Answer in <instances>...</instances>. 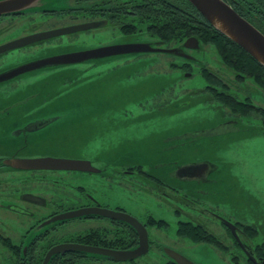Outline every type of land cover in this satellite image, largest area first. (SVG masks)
<instances>
[{"label": "rangeland", "instance_id": "1", "mask_svg": "<svg viewBox=\"0 0 264 264\" xmlns=\"http://www.w3.org/2000/svg\"><path fill=\"white\" fill-rule=\"evenodd\" d=\"M38 1L40 4L36 8L39 9L47 6L64 10L78 6L76 0ZM81 5L89 6L90 4ZM27 11V16L16 19V21L22 20L27 24H15L7 30L11 32L4 33L1 39L6 36L10 38L21 36L28 30L26 26L30 22L57 21L59 24L72 22L66 16L67 14L63 17L40 16V14L32 16L36 12L32 9ZM69 15L71 16L72 12ZM82 19L91 20L92 17L88 14ZM73 37L64 36L62 45L57 44L59 41L57 39L42 43L37 47H27L21 52L14 51L0 61V67L3 68L7 62L13 61L12 54L43 53L49 51L46 49L47 45H53L50 51L62 53L137 40V37L127 38L121 33V29L112 25H104L90 32H79ZM138 39L140 41L155 40L149 35H142ZM188 52L195 57V60H188L183 56L157 54L152 58V55L149 56L147 62L137 63L127 69L116 71L109 68H107L109 70H104L105 65L86 71L87 66H84L86 63H83L78 68L85 72L72 78L75 79L74 85L77 90L59 89V93L51 94L46 92L45 99H48V94L52 96L47 101H44L43 97L35 101L37 97L22 95L17 100L25 103L17 104L20 107H14L15 104L6 106V109L11 108L7 115L12 116L22 128L30 131V125L37 115L31 119L26 114L27 109L40 103L46 106L47 103L55 101V106L67 115L60 119L59 124L55 122L38 130L34 137L41 144L40 134L51 130L49 138L51 145L47 147L38 145L32 154L35 156L32 157H60V151H65L62 148L73 145L67 142L72 137V140L77 143L76 148L80 147V142L82 146L85 145L86 154L96 165L108 167L114 176H125V179H103L105 182L99 184L96 189L99 197L112 204L123 205L138 217L144 218L147 213H151L156 218L167 220L170 228L165 227L164 230L159 231L154 229L153 233L172 247L178 246L180 250L185 251H181L182 253L193 260L204 264H228L220 259L221 254L210 245L193 244L180 239L176 233L178 221L185 219V216L178 217L172 209L168 208L170 212L158 206V202L151 196L154 194L141 193L137 188L135 192L131 191L129 184L125 182H129L130 179L121 172V169L125 167L144 166L145 169H152L156 177L166 179L159 174L157 168L167 164L183 168L197 163H208L213 169L211 174L213 180L210 179L209 183L196 186L198 190L192 188L187 182L179 187L184 190L185 188L192 189L189 194L203 198L212 207L222 204L221 208L228 211L230 207L224 203L232 204L236 209L235 212L242 213L244 221L263 230L262 233L259 232L257 239L259 242L264 241V90L260 84L252 80V77L244 79L243 85L241 83L239 86L236 85L234 83L235 71L222 60L216 46L207 44L203 48L189 49ZM147 57L144 56V58ZM116 59L118 58L113 59L111 63H114ZM184 61L190 62L191 71H187L182 66L172 67V64H183ZM204 66L221 74L228 87L215 78V85H218L219 92H230L238 97L242 103L246 104L245 114L235 112L233 115L226 107L217 103L210 93H207L206 86L209 82L205 79V74L202 75ZM50 69H41L35 75H43ZM98 76L100 80L96 79ZM90 78H93L91 80L93 90L88 89ZM46 83L43 82L36 86V89L46 86ZM8 92H2L0 98L7 96ZM156 92L160 94L154 96ZM72 102H82L85 107L72 105ZM89 106L94 108L88 115L92 120L91 125L90 127L82 126L87 115L85 109ZM109 106L113 110L107 113L110 109L105 108ZM69 109L72 110L70 113ZM52 112H57V110L48 113ZM223 114L239 118L240 123L237 126L243 128L240 134H237L238 130L233 126H224L229 124V121L224 120ZM44 116L41 114V117ZM11 133L13 134L14 130ZM73 133H78L82 137L85 135V138H79ZM18 137L15 136V138ZM62 174L52 175L58 180ZM22 177L24 179L26 175L0 174V181L19 182ZM88 177L89 175H80L77 178L84 183ZM99 179L95 181L99 183ZM136 181L140 183L142 180L136 179ZM262 218L263 220L260 221Z\"/></svg>", "mask_w": 264, "mask_h": 264}, {"label": "flooded vegetation", "instance_id": "2", "mask_svg": "<svg viewBox=\"0 0 264 264\" xmlns=\"http://www.w3.org/2000/svg\"><path fill=\"white\" fill-rule=\"evenodd\" d=\"M76 1L78 5L76 7L57 10L47 6H43L40 9L36 8L39 7L40 3L38 0H35L33 5L25 9V11L0 15V46L38 33L73 27L89 22L107 21V25H109L111 17H117L122 7L119 4H106L104 0L90 3L79 0ZM224 1L251 24L257 26V20L254 17L250 19L247 18L246 16L250 17V15H246L243 12V6L237 1ZM84 3L90 5H81ZM30 9L36 12L32 14V16L40 14V16L63 17L67 14L66 16H68L72 22L61 24L57 21H52L50 23L30 22V24L26 26L28 30L21 36L15 38L6 36L4 39H1L4 33L11 32L7 30L15 24L24 23V21H16V19L27 16V10ZM71 12L72 15L70 16L69 14ZM108 13H110V16L107 15ZM88 14L92 19L83 20L82 17ZM92 30H88V32ZM78 33L79 32L69 35L73 37V35ZM142 35L148 34L142 32L139 36H125H127V38L137 37L135 42L152 43L154 48H182L179 47V45L168 47L164 45V41L160 39L152 40L153 42L147 40L140 41L138 38L142 37ZM63 37L64 36H59L38 41L31 45L0 54V61L14 51L21 52L26 50L27 47H37L42 43H48L57 39L59 40L57 44L62 45L61 42ZM135 42H122L121 44ZM70 43L71 42H69V44ZM52 46L47 45L46 49L49 51L39 54H12L11 57H14L13 61L7 62L3 68L0 67V75L6 71H10L38 59L54 57L66 53L50 51ZM157 54L178 56L166 52L123 53L121 55L80 63L51 64L39 69L29 70L6 81L0 82V95L2 92L9 91L7 96L0 98V174L16 176L17 173H20L24 174V176L26 175V177L24 179L22 177V180L19 182L0 181V264H44L48 254L53 252L56 247L68 244L82 246L85 250H60L53 254L50 259L48 257L47 264H180L178 260L172 258V255L169 254L173 251L182 255L193 264H204L182 253L185 251L180 250L178 246L175 248L161 241L159 236L153 233L154 229L159 231L164 230L165 227L170 228V223L167 220L156 218L151 213H147L144 218L138 217L123 205H115L104 201L102 197L96 194L97 186L105 182L103 179H125V176H114L111 174L108 167L96 165L94 161L89 158V155L86 154L85 145H81L80 139H78L80 142L79 148H76L77 143L75 140H72V137L71 140H67V142H71L73 145L62 148L65 151H60V157L90 160L93 166L100 170L99 172L51 168L21 169L14 168L5 163L7 159L11 158H38L32 157L35 156L32 155L35 148L41 144L36 141L37 138L34 137V135L38 133V130L48 125L54 124L55 122L59 124V122H61L60 119L67 115L55 106V101L47 103L46 106L40 103L33 108H28L26 111V114L31 119L34 115H37L34 122L30 125V131H27L25 128H22L12 116L7 115L11 108L6 109V106L15 104L14 107H20L17 104L23 105L25 103L17 100V98L22 95H28L37 97L35 101L41 100L42 97L44 101H47L51 99L52 96L48 94V99H45L44 94L46 92L51 94L59 93V89H69V91L77 90L74 85L75 79L72 78L77 74L85 72L78 68L79 65L83 63H86V65H84L87 66L86 71L103 65H105L103 68H106L104 70L111 69L116 71L127 69L129 66L136 65L137 63L147 62L149 56L152 55V58ZM144 56L148 57L144 58ZM115 58L118 59L114 60V63H111ZM188 63L189 61H184L183 64L177 63L175 66L180 68V66L183 67ZM45 68L51 69L43 75H35L39 70ZM28 74L30 75L23 79V77ZM93 78L89 79L88 89L91 90L94 88L91 84L93 83V81H91ZM96 79L100 80L99 76L96 77ZM43 82H47V85L36 89V86L41 85ZM158 94H160V92H156L154 96ZM72 105L85 107L82 102H72ZM94 107L96 108V106ZM113 107H115V105H113ZM66 108L70 107L66 106ZM92 109H94L92 106L85 109V112L87 110V115L82 126L90 127L92 120L88 115ZM105 109H110L107 113L113 110L111 106ZM53 110H57V112L48 113ZM71 111L72 110L69 109V113ZM41 114L45 116L41 117ZM223 118H225V121H229V124L227 123L224 126H233L234 129L238 130L237 134L242 132L243 128L237 126V124L240 123L239 118L225 116L224 114ZM20 122L23 121L20 120ZM13 130L14 133L12 134L11 132ZM50 133L51 130L48 132L44 131L40 134L41 145L46 147L51 145V140L49 139L51 137ZM73 134L79 138H85V135L82 137L78 133ZM15 136L19 137L15 138ZM68 138H70V136ZM157 170L159 174L166 179L156 177L154 173H152V169H145L144 166L125 167L121 169V172L130 179L129 182H125L129 184V189L131 191L135 192L137 188L141 193L145 192L144 194L147 195L148 193H150V195L154 194L151 196L158 202V206L166 208V210L170 212V209H172L173 213L178 217L185 216V219L178 221L176 233L180 239L187 240L193 244L204 243L210 245L221 254L220 259L225 260L228 264H264V241L259 242L257 239L259 232L262 233L263 230H259L253 225L248 224L247 221H244L245 219L242 218V213L235 212L236 209H234L232 204L224 203L229 205L230 209L228 211L221 208L222 204L218 207H212L208 202L204 201L203 198L189 194V192H192V189L185 188L184 190L182 187H179V185L184 186L185 182L191 185L192 188H196V186H200L202 183H209V181L213 180L211 178L213 169H206V167H204V169L201 170L193 169V171L184 173L180 170V167L167 164L161 166V168H157ZM174 171L181 179L176 177ZM177 171L181 172L177 173ZM56 173H63L58 180L52 175L55 174L56 176ZM80 175H89V177L86 178L83 183L77 178ZM184 176H189L193 179L186 181L183 180ZM97 178H100L99 183L95 181ZM136 179L142 181L137 183ZM195 190L198 189L196 188ZM122 215H128V217H133L140 222L145 228L148 236L146 254L135 259L118 260L110 255H102L96 252L119 251L130 253L141 249L140 232L131 222L120 219ZM252 215L255 217L253 212ZM262 220L263 218L260 219V221ZM152 234L156 237H153Z\"/></svg>", "mask_w": 264, "mask_h": 264}, {"label": "water", "instance_id": "3", "mask_svg": "<svg viewBox=\"0 0 264 264\" xmlns=\"http://www.w3.org/2000/svg\"><path fill=\"white\" fill-rule=\"evenodd\" d=\"M35 0H0V15L11 12L25 11L30 8ZM192 5L214 26L218 31L223 33L229 39L241 46L246 52H248L255 60H257L264 67V33L251 24L248 20L238 14L228 3L224 0H189ZM107 24V21L100 22H89L85 24L76 25L73 27H66L60 29H54L47 32L38 33L33 36H28L19 40H15L0 46V54L10 52L14 49L31 45L38 41L50 39L53 37L65 36L80 31H88L92 29L100 28ZM199 49L200 41L196 37L188 38L183 48H171V49H160L154 48L152 43L149 42H135L127 44H116L110 46H104L99 48H92L79 51L66 52L64 54L38 59L31 63L16 67L10 71H6L0 75V82L6 81L12 77L20 75L29 70H35L47 65H59V64H73L80 63L89 60L103 59L110 56L121 55L123 53H142V52H166L183 56L186 59H194L192 55L185 51V49ZM22 137V136H20ZM14 168L21 169H59V170H74V171H85V172H99L100 170L93 166L90 160H81L74 158L64 157H38V158H11L5 162ZM212 169L208 163H197L188 165L180 170L184 173L193 171V169ZM181 171H177L179 173ZM175 175L176 172L174 171ZM177 178L181 179L176 175ZM192 177L184 176L183 180H192ZM127 216V217H126ZM132 218V219H131ZM120 219H124L127 222H131L140 232L141 238V249L139 251L123 253L119 251H108L98 252L99 254H107L118 260H130L140 257L146 254L148 248V236L145 228L133 217L128 215H122ZM71 249V250H85L84 247L79 245H63L56 247L53 252H50L46 258L44 264H47L48 257L55 254L60 250ZM172 258L178 260L180 264H193L191 261L183 257L176 252H170Z\"/></svg>", "mask_w": 264, "mask_h": 264}, {"label": "trees", "instance_id": "4", "mask_svg": "<svg viewBox=\"0 0 264 264\" xmlns=\"http://www.w3.org/2000/svg\"><path fill=\"white\" fill-rule=\"evenodd\" d=\"M79 1L90 3L99 0ZM104 1L109 5L119 4L122 6L117 17H111L109 25L117 26L124 35L139 36L142 32H146L152 38L164 41V45L168 47L181 46L188 38L196 37L200 41L201 47L207 44L216 46L222 60L235 71L234 83L236 85L239 86L240 83H245L244 79L252 77V80L260 84L264 90V67L241 46L212 26L187 0ZM234 1L243 6V12L246 15H250V17L246 16L247 18L254 17L257 20L258 27H256L264 33V0ZM107 15L110 16V13ZM174 66L175 64H172V67ZM183 68L191 71L190 62ZM202 75L209 82L206 86L207 93H210L217 103L226 107L233 115L235 112H247L246 104L242 103L234 94L219 92L218 85H215V78L228 87L220 74L204 66ZM232 89L234 88L232 87Z\"/></svg>", "mask_w": 264, "mask_h": 264}]
</instances>
